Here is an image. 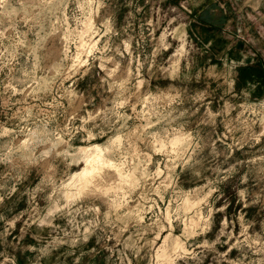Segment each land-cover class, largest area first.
Returning a JSON list of instances; mask_svg holds the SVG:
<instances>
[{"label": "rangeland", "instance_id": "1", "mask_svg": "<svg viewBox=\"0 0 264 264\" xmlns=\"http://www.w3.org/2000/svg\"><path fill=\"white\" fill-rule=\"evenodd\" d=\"M260 67L264 0H0V264H264Z\"/></svg>", "mask_w": 264, "mask_h": 264}, {"label": "bare ground", "instance_id": "2", "mask_svg": "<svg viewBox=\"0 0 264 264\" xmlns=\"http://www.w3.org/2000/svg\"><path fill=\"white\" fill-rule=\"evenodd\" d=\"M97 149V148H96ZM83 150V149H82ZM98 150V153H96V154H94V156H91L90 158H89V160L87 161V166L79 173V174H77V175H75L74 177H73V180H74V178H77L79 181H84V179H85V177L87 176V174H88V172H89V167L91 168V169H93V164H95V163H100V161H101V158L102 157H100V149H97ZM92 154V153H91ZM104 161H102V163H103ZM98 165V164H97ZM96 166V165H95ZM76 179V180H77ZM79 184H80V182H79ZM82 185V184H81Z\"/></svg>", "mask_w": 264, "mask_h": 264}, {"label": "trees", "instance_id": "3", "mask_svg": "<svg viewBox=\"0 0 264 264\" xmlns=\"http://www.w3.org/2000/svg\"><path fill=\"white\" fill-rule=\"evenodd\" d=\"M203 23H205L207 25H211V24L213 25L214 24V22H209V21H205V20L203 21ZM255 67H259V66H255ZM258 70L259 71H257V72H259V74H258L259 76L252 75V77H248L247 79L249 80V82H257L259 80L261 82H264V75H263V71L261 70V67L258 68ZM241 81L245 82L246 81L245 77L244 78H241Z\"/></svg>", "mask_w": 264, "mask_h": 264}]
</instances>
